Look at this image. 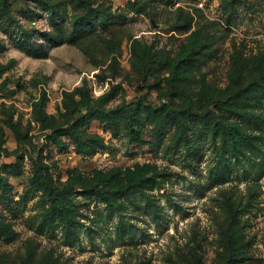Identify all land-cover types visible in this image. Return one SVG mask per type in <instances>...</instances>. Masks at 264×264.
<instances>
[{
  "label": "rangeland",
  "instance_id": "obj_1",
  "mask_svg": "<svg viewBox=\"0 0 264 264\" xmlns=\"http://www.w3.org/2000/svg\"><path fill=\"white\" fill-rule=\"evenodd\" d=\"M0 264H264V0H0Z\"/></svg>",
  "mask_w": 264,
  "mask_h": 264
}]
</instances>
